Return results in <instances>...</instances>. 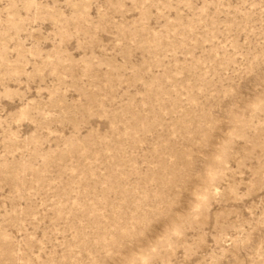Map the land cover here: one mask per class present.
Listing matches in <instances>:
<instances>
[{
    "label": "rangeland",
    "instance_id": "obj_1",
    "mask_svg": "<svg viewBox=\"0 0 264 264\" xmlns=\"http://www.w3.org/2000/svg\"><path fill=\"white\" fill-rule=\"evenodd\" d=\"M0 264H264V0H0Z\"/></svg>",
    "mask_w": 264,
    "mask_h": 264
}]
</instances>
